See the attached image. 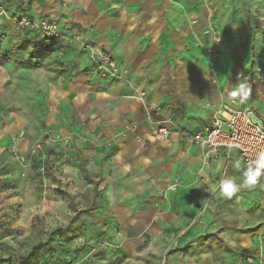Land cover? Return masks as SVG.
Instances as JSON below:
<instances>
[{"label":"rangeland","instance_id":"obj_1","mask_svg":"<svg viewBox=\"0 0 264 264\" xmlns=\"http://www.w3.org/2000/svg\"><path fill=\"white\" fill-rule=\"evenodd\" d=\"M166 1L186 17L187 65L202 68L205 77L178 93L168 85L164 108H174L175 99V112L200 104L209 116L241 79L264 85V0ZM85 2L96 6L99 25L122 9V0H0V54H8L0 63V264H20L35 247L33 264H247L246 256L264 250L259 182L222 197L214 190L216 168L187 146L165 140V147L151 148L138 131L121 134L132 121L99 135L89 118L70 115L49 97L53 89L45 90L44 77L50 84L101 79L81 63L85 57L92 64V50L104 52L93 39L100 30L73 24L58 50L32 59L28 44L38 37L15 18L59 13L60 23V12H80ZM177 64L176 58L167 64L172 78ZM95 86L94 112L117 105L105 95L109 89ZM145 96L131 98L144 104ZM165 167L166 182L149 175ZM247 228L254 232H239Z\"/></svg>","mask_w":264,"mask_h":264},{"label":"crops","instance_id":"obj_2","mask_svg":"<svg viewBox=\"0 0 264 264\" xmlns=\"http://www.w3.org/2000/svg\"><path fill=\"white\" fill-rule=\"evenodd\" d=\"M171 6L173 5L168 4L166 0H122V9L116 20L104 19L101 20L100 25L97 23L99 16L96 13V6L90 2L83 3L79 8L80 12L76 9L68 10L66 14L60 12L62 15L60 23L56 20L59 18V13L41 18L56 22L63 34H68L67 29L73 24H75L77 30L83 31H86V27L96 25V28L100 30L98 36L93 37L96 45L111 56L122 71L126 72V82L101 78L94 83L87 76L86 78L78 77L74 79L68 77L65 78L66 82L63 84L59 82L50 84L49 78L44 77L42 83L46 88L45 90L53 89L50 91L49 97L64 105V111L70 113V115L74 112L80 118H89L92 128L99 135H112L114 131L120 130L125 122H137L139 124L138 134L143 137V140L151 148H155V145H159L160 148L165 147V145L162 144L164 142L153 139L151 127L145 118L146 113L160 120H171L189 132L202 130L214 115L206 116L204 110L200 108L202 105L197 104L183 114L175 112L178 100H172L174 108H164L162 106V103L166 102L165 88L168 85L173 83L178 93L182 86L186 88L190 85L200 84L205 77L202 68L187 65L186 58L189 56L186 51L182 52V50H184L187 43L186 36L189 35L190 31L188 32L186 17L184 18L181 11L178 10L179 6L178 8L175 6L172 8ZM61 23H67L68 27L63 28ZM60 39H57L58 46L50 52H54L62 46ZM50 52H46L40 58L46 57ZM84 58L81 60L82 66L87 65L90 68L89 74L93 70L95 72L92 64ZM173 58L177 59L178 66L177 74L172 78L171 75L174 71L166 72V69L167 64ZM183 59L185 61H182ZM88 83L91 84L88 85ZM94 84L109 89L105 95L110 93L111 96H107L111 100L116 99L117 105L106 104L108 111L106 108H102L101 113L94 112L93 101L100 96L98 87ZM248 84L251 85V82L249 81ZM230 90H232V86ZM136 92L146 94L144 104L131 98ZM229 93L230 91L224 92L226 100L229 99ZM83 102L84 105H82ZM247 105L253 111L252 119L255 122L264 123L263 84L257 82L251 86V95ZM156 108L160 109L159 115L154 112ZM103 112H107V114L103 116ZM166 141L187 146L191 154H196L199 160H202L203 154L201 151L177 131L174 130ZM231 156L235 157V154ZM227 160L226 152L222 150L216 158L211 159L209 162L212 169L216 168L218 178L225 173L236 176L244 167L240 163L239 167H231L224 171ZM140 165L146 167L147 164L141 162ZM168 169V167H165V169L154 170L149 175H155V177H159L163 182H166L161 175ZM259 183L264 191L263 180L260 179ZM97 184L95 183V186ZM244 230H250V232L243 233ZM239 232L250 234L254 230L247 228Z\"/></svg>","mask_w":264,"mask_h":264},{"label":"built area","instance_id":"obj_3","mask_svg":"<svg viewBox=\"0 0 264 264\" xmlns=\"http://www.w3.org/2000/svg\"><path fill=\"white\" fill-rule=\"evenodd\" d=\"M2 14L3 11L0 8V16ZM15 21L21 29L35 34L41 39L62 38L63 36L58 24L51 20H30L17 17ZM91 63L100 78L126 82V72L122 71L112 57L105 52L92 50ZM139 96L143 98L144 93L141 92ZM248 100L238 103L233 102L230 98L222 99L218 111L202 130L196 132L186 131L171 120H160L149 113H146L145 118L151 127L154 140L165 141L175 130L201 151L205 164H209L211 159L216 158L224 150L228 159L224 171H227L231 167H237V159H240L244 166L247 161L254 159L258 152L264 150V123L255 122L252 119L253 111L247 105ZM154 112L159 115L160 109L156 108ZM138 126L137 122L131 123L125 127L121 134L133 135L138 131ZM40 145L37 148H40ZM232 154H235V157H232ZM261 179L264 182V176ZM245 262L247 264H264L262 247H258L255 253L246 256Z\"/></svg>","mask_w":264,"mask_h":264},{"label":"clouds","instance_id":"obj_4","mask_svg":"<svg viewBox=\"0 0 264 264\" xmlns=\"http://www.w3.org/2000/svg\"><path fill=\"white\" fill-rule=\"evenodd\" d=\"M251 95V86L244 80H240L229 93V98L233 102L244 103ZM241 161L236 160V165L239 167ZM264 176V150L258 152L254 159L247 161L241 169L239 177L230 176L227 173L222 175L216 186L217 191L222 197L230 198L235 193L240 192L243 188L255 186Z\"/></svg>","mask_w":264,"mask_h":264},{"label":"trees","instance_id":"obj_5","mask_svg":"<svg viewBox=\"0 0 264 264\" xmlns=\"http://www.w3.org/2000/svg\"><path fill=\"white\" fill-rule=\"evenodd\" d=\"M257 28H254V32H256ZM38 37V36H37ZM39 38V37H38ZM34 39L29 42L28 45L32 46L33 50L31 52L32 59H38L42 57L46 52L53 51L58 46L57 39L58 38H50V39ZM8 61V54H0V63H5ZM26 65H36V63L26 62ZM243 233L250 232V230H244ZM39 247H35L27 256L22 257L20 264H33L35 261L36 253ZM185 249V248H183ZM1 262V260H0Z\"/></svg>","mask_w":264,"mask_h":264}]
</instances>
